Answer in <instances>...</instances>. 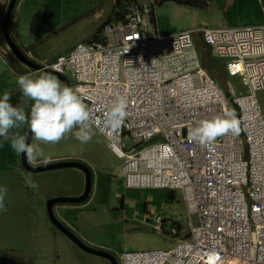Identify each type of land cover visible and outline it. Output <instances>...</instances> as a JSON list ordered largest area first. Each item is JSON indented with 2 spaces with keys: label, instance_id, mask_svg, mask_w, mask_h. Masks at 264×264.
Returning <instances> with one entry per match:
<instances>
[{
  "label": "built area",
  "instance_id": "1",
  "mask_svg": "<svg viewBox=\"0 0 264 264\" xmlns=\"http://www.w3.org/2000/svg\"><path fill=\"white\" fill-rule=\"evenodd\" d=\"M124 6L98 38L43 64L70 73L71 87L92 110L93 128L123 160L125 187L182 193L188 225L167 228L160 219L154 225L175 239L173 247L123 251L121 264H264V114L257 98L264 90V24L160 35L149 8L137 0ZM199 37L226 61L229 75H242L245 92L226 98L203 65ZM234 66L241 68L233 73ZM117 95L127 97L128 116L116 132H101L95 121ZM225 108L240 120L239 135L207 146L189 140L191 127ZM126 137L134 141L129 149Z\"/></svg>",
  "mask_w": 264,
  "mask_h": 264
},
{
  "label": "rangeland",
  "instance_id": "2",
  "mask_svg": "<svg viewBox=\"0 0 264 264\" xmlns=\"http://www.w3.org/2000/svg\"><path fill=\"white\" fill-rule=\"evenodd\" d=\"M154 9H156V27L161 24L158 31L160 35L219 26L213 15L203 7L166 1L162 4L155 2ZM222 26L242 27L243 25ZM198 39L202 45L201 37ZM201 48L204 49V46L202 45ZM64 76L72 83L68 71ZM241 81L239 78L223 75L219 82L220 86L229 93L230 85L237 91H245L247 85L244 79ZM225 96L231 100V96L227 94ZM257 98L264 114V90L258 92ZM94 131L96 134L87 144L80 143L69 134L52 147L65 157L77 158L78 160L75 161L86 164L92 171L90 196L82 210L87 212L85 216H80L74 210L65 213L62 211L65 219L70 222L69 225L65 223V226L89 247L113 254L119 264H121L120 254L123 251L170 249L175 244V239L166 230H155L154 225L158 219L165 220L167 228L172 223L180 226L188 225L190 218L181 191L125 187L124 179L117 173L123 160L111 152L107 139L96 129ZM133 145L132 138H124L126 149ZM20 158L16 157V163L12 157L4 163L0 162V186L7 185L9 189V195L5 198L7 212H0V264H110L109 260L89 254L67 238L51 223L46 209L43 218L34 206L26 205L22 199V192L27 185L15 175L16 171H19L26 177L27 175L34 177L39 187L29 188L34 191L35 196L38 192L39 196H46V193L66 197V194L75 190L80 170L62 168L28 174ZM14 164L16 168L12 169ZM49 180L53 181L45 184ZM83 217H87L88 221L84 222ZM65 219L62 217L63 223L66 222Z\"/></svg>",
  "mask_w": 264,
  "mask_h": 264
},
{
  "label": "crops",
  "instance_id": "3",
  "mask_svg": "<svg viewBox=\"0 0 264 264\" xmlns=\"http://www.w3.org/2000/svg\"><path fill=\"white\" fill-rule=\"evenodd\" d=\"M10 1L11 0H0V96L7 91L11 96L10 103L17 106L21 103L22 98V93L17 84V77L29 73L30 69L15 56L9 48L4 36L3 23ZM116 3L117 0H17L8 23V31L18 48L27 57L43 65L46 61H51L59 56L66 55L78 43L94 40L101 27L117 19ZM140 3L144 7L150 9V19L153 29L155 32L159 33L158 31H160L161 24L156 27L155 2L149 0ZM186 5L205 8L217 21V25L219 26L216 27H231L222 26L226 24L243 26L264 24V0H200L198 3H188ZM202 45L204 49L201 48ZM202 45H200L199 39L197 38V47L199 48L203 65L211 76L215 79L217 78L216 80L218 82L222 80L223 75H228L235 79L239 78L240 82H242V75H229L226 69V61L213 56L210 48L203 40ZM239 70L237 66L232 68L233 73ZM230 88L231 90L229 93L224 88L222 89L225 94L231 97L239 92H245L247 90L246 87L245 91H237L232 85H230ZM24 107L26 111L30 110V105H24ZM25 132H27L26 127ZM98 133L101 134L100 132ZM102 136L104 137V135ZM53 145L56 144L42 145L47 156V161L41 160L34 166L59 161L78 160L73 156L65 157L59 152H56L52 149ZM10 157H12L14 163H16V157L18 159L21 155L18 156L14 150L11 149L8 142H0V162L4 163L8 161ZM121 165L122 163L120 162L117 171L118 175ZM14 168H16V164H14L12 169ZM27 172L28 174L40 173L30 172L28 170ZM15 175L18 176L21 181L25 182L26 175L19 171H16ZM32 179L34 180V177ZM78 179L75 190L66 194L67 196H79L84 191L85 175L81 170L78 171ZM50 181L53 180H49L45 184H48ZM24 191L22 192L24 203L34 206L35 209L40 212L41 217L44 218L46 201L52 197H57V195L45 193L46 196H39L37 192L35 196L34 191L31 190L28 185ZM7 195H9V189ZM86 204L87 201L80 204H56L54 205V212L57 218L63 223L61 219L62 217L65 219V215L63 216L62 211L65 213L68 210H74L78 212L80 216H83L87 212L82 211ZM83 220L84 222L88 221L87 217H83ZM65 221L64 224L66 223V225H69L68 223L70 222L66 219Z\"/></svg>",
  "mask_w": 264,
  "mask_h": 264
},
{
  "label": "clouds",
  "instance_id": "4",
  "mask_svg": "<svg viewBox=\"0 0 264 264\" xmlns=\"http://www.w3.org/2000/svg\"><path fill=\"white\" fill-rule=\"evenodd\" d=\"M17 84L22 93L19 105L10 103L11 96L7 91L0 96V142H8L18 156H26L28 163L35 165L41 160L47 161L44 144H57L69 134L82 144L92 140L96 134L93 113L79 88L62 83L48 71L19 75ZM29 104L30 110L26 111L24 105ZM127 107V97L117 95L102 120L95 121L100 125L99 130L114 133L120 129L128 116ZM28 133H31V142ZM228 133L239 135L240 120L234 110L225 108L210 119L199 120L189 129L188 138L207 146ZM25 182L32 189L39 187L31 175L25 178ZM7 193V185L0 186V212H7Z\"/></svg>",
  "mask_w": 264,
  "mask_h": 264
},
{
  "label": "water",
  "instance_id": "5",
  "mask_svg": "<svg viewBox=\"0 0 264 264\" xmlns=\"http://www.w3.org/2000/svg\"><path fill=\"white\" fill-rule=\"evenodd\" d=\"M17 0H11L10 4L8 6L4 23H3V32L5 39L7 41V44L9 48L12 50V52L15 54V56L25 65H27L29 68L37 70V71H48L52 72L53 75L57 76L62 83L67 84L71 87L69 79H67L63 74L54 71L52 69L45 68L43 65L38 64L34 61H32L29 57H27L16 45V43L13 41V39L10 36V33L8 31V23L11 18L14 6L16 4ZM29 142H31V133H28ZM22 165L23 167L30 171V172H42L52 169H59V168H77L83 171L85 175V187L84 191L79 196H66V197H54L47 201L46 204V211L48 214V218L51 221V223L56 226L62 233H64L70 240H72L74 243H76L80 248H82L84 251L88 252L89 254L97 255L102 258H105L109 260L110 264H119L116 257L106 251H103L102 249H97L93 247H89L86 245L82 240H80L68 227L65 226L64 223H62L54 212V205L56 204H62V203H69V204H80L85 202L91 192L92 188V171L91 169L84 163L78 162V161H59V162H53V163H46L42 165H31L28 163L26 156L21 155Z\"/></svg>",
  "mask_w": 264,
  "mask_h": 264
},
{
  "label": "trees",
  "instance_id": "6",
  "mask_svg": "<svg viewBox=\"0 0 264 264\" xmlns=\"http://www.w3.org/2000/svg\"><path fill=\"white\" fill-rule=\"evenodd\" d=\"M166 1H168V0H157L155 2L157 4H160V3L166 2ZM175 1L180 2V3H184V4L200 2L199 0H175ZM116 8H117V19L115 21H117L118 19H121V17L124 15V12H125L124 0H117ZM102 30H103V27H101L99 32L96 34V38H98L99 34L102 33ZM173 224H175V223H173Z\"/></svg>",
  "mask_w": 264,
  "mask_h": 264
},
{
  "label": "bare ground",
  "instance_id": "7",
  "mask_svg": "<svg viewBox=\"0 0 264 264\" xmlns=\"http://www.w3.org/2000/svg\"><path fill=\"white\" fill-rule=\"evenodd\" d=\"M239 69L241 68V67H239V66H237Z\"/></svg>",
  "mask_w": 264,
  "mask_h": 264
}]
</instances>
